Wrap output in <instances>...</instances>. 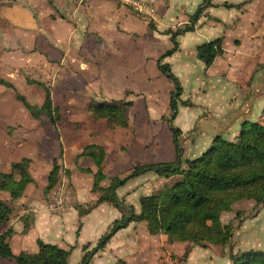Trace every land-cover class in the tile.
I'll return each instance as SVG.
<instances>
[{
    "label": "crops",
    "instance_id": "1",
    "mask_svg": "<svg viewBox=\"0 0 264 264\" xmlns=\"http://www.w3.org/2000/svg\"><path fill=\"white\" fill-rule=\"evenodd\" d=\"M141 1L154 9L153 19H144L115 0H0V78L11 83L16 92L0 86L13 92L15 101L28 115L16 100V93L26 100L25 90L38 88L40 101H26L40 106L45 86L60 115L56 126L48 121L53 134L52 157L49 167L45 168L44 181L39 180L38 174L42 158L36 161L24 155L22 140L15 145L19 144L24 154L0 162V167L5 168L1 173H10L11 165L24 158L31 162L28 171L33 183L23 194L12 199L7 193V196L0 194V200L12 209L9 221L0 224V233L7 229L13 231L10 238L13 255L35 254L37 240L70 253L78 251L81 259L90 252L87 264H162L165 252L169 251L182 257L185 264H231V255L258 250L254 240L238 242L242 232L237 228L233 229L227 247H199L170 242L165 235H150L145 222H129L117 229L101 249L94 250L114 223L124 217L125 209L130 208L125 204L120 207L107 202L96 204V196L90 198V201L95 198L93 203L87 201L93 176L84 170L94 173L95 166L91 159L80 156L86 146L103 147L104 173L121 178L137 163L175 161L177 151L172 128L180 132L182 160L193 156V144H190L193 141L198 154L201 153L215 137L212 133L205 134L204 128L192 140L187 139V133L208 121L214 106L216 124L221 128H235L230 141L249 122L246 120L238 131L233 122L238 123L240 118L251 115V119L254 117L264 125V0H211V5L197 19L192 16L203 0ZM225 4L240 6L227 8ZM222 9L227 13L221 14ZM187 27L191 30L186 31ZM177 31L181 33L176 37V51L161 61L169 66L181 89L176 110L171 111L170 97L175 87L158 70L157 61L173 48L170 35ZM216 38L222 39L223 53L205 67L196 56V48ZM221 89L235 101L233 107L219 108V96L223 93L218 90ZM186 90H191L189 97L185 96ZM58 93L60 100L56 102ZM239 94L242 99L253 97V115L249 110L238 118ZM93 98L95 101L90 103ZM112 102L132 103L127 109L126 128L110 129L104 119H93L90 104ZM81 105L84 106L78 107ZM169 111L171 119L166 123L163 117ZM203 114L207 119H201ZM158 132L162 133L159 138ZM194 134L195 131L191 135ZM54 161L60 166L58 182L62 181L63 186L57 182L45 194ZM146 181L162 185L166 180L146 173L118 187L114 197L126 199V205L138 212L139 205L133 199L140 182ZM87 183L88 186H82ZM57 189L68 192L70 199L63 212L51 213L44 206L48 196ZM32 208L38 212L33 214ZM259 231L251 228L245 236L251 234L258 243ZM0 264L14 263L0 257Z\"/></svg>",
    "mask_w": 264,
    "mask_h": 264
},
{
    "label": "trees",
    "instance_id": "2",
    "mask_svg": "<svg viewBox=\"0 0 264 264\" xmlns=\"http://www.w3.org/2000/svg\"><path fill=\"white\" fill-rule=\"evenodd\" d=\"M211 0H203L192 19L211 5ZM227 8H238L240 5H223ZM191 28L187 27L186 31ZM181 33H171L173 48L168 50L157 61L158 70L170 80L175 90L170 97V110L175 111L181 94L177 79L170 72L167 64H162L164 57L170 56L177 49L176 37ZM222 39L216 38L196 48V56L205 67H209L217 56L222 55ZM28 83H36L29 81ZM0 85L11 88L13 85L0 78ZM41 85V84H38ZM42 86V85H41ZM42 105H30L23 96L16 93L19 101L30 117L40 120L48 119L53 126L60 120L58 109L53 107L49 89L45 86ZM16 92V91H15ZM177 95V96H176ZM131 102L95 103L89 105L94 120L104 119L107 127L126 128L128 126L127 109ZM173 138L179 143V130L172 128ZM177 157L172 162L152 164H135L131 172L124 178L108 177L103 171L105 151L98 145L86 146L80 156L91 159L95 172L84 170L93 176L90 193L97 194L96 204L111 203L115 207L123 205L114 197L115 190L128 180L152 173L158 178L178 179L163 185L150 195L141 196L138 200L139 212L132 207L127 217L116 221L110 231L96 245L95 251L101 249L117 229L129 222H145L150 235H165L170 242L188 243L205 247L207 245L226 247L230 243L233 227L222 225L220 216L229 212L232 206L242 200L254 201L255 205L264 207V125L259 122L244 124L239 135L233 140L216 136L211 145L197 158L182 160L181 149L176 147ZM31 162L22 159L11 165L10 173L0 172V192H5L12 199L23 194L26 187L33 183L28 168ZM60 166L54 161L47 176L44 193H49L58 182ZM109 180V185L102 183ZM12 209L0 200V224L9 221ZM13 231L7 229L0 233V257L9 259L14 264H68L70 251L56 245L45 244L37 240L38 251L35 254L20 253L13 255L10 249V238ZM90 252L86 253L80 264H87ZM231 264H264V252L256 250L244 251L231 255Z\"/></svg>",
    "mask_w": 264,
    "mask_h": 264
},
{
    "label": "rangeland",
    "instance_id": "3",
    "mask_svg": "<svg viewBox=\"0 0 264 264\" xmlns=\"http://www.w3.org/2000/svg\"><path fill=\"white\" fill-rule=\"evenodd\" d=\"M220 1L238 2V1H242V0H220ZM225 12L227 13L226 10L224 11L222 9L221 14H225ZM190 83H192V82H190ZM192 84H194V83H192ZM260 90H261V88H260ZM218 91L223 93L222 95L219 96L218 101L221 103L219 108L224 107V106L233 107V104L235 101L232 102L231 101L232 97L228 98L227 94H224L225 89H223V90L221 89ZM25 92L27 95V97H26L27 101H29V102L40 101L41 92L38 88L29 87V89H26ZM190 93H191V90H186L185 96L189 97ZM58 95H59V93L56 94V99H55L56 102H58L60 100V96H58ZM98 97H99V99H97V100H100V96H98ZM85 99L87 100L89 98H85ZM161 99L162 98H160V100ZM94 101H95V98H93L89 102L91 103ZM238 101H239V104H238L239 110L237 112V114H239L238 118L240 116H243V113L248 112L249 110H251V113L253 115V113H254L253 110L255 108L253 107L254 104H253V97L252 96H245L242 99L241 95H240V98L238 99ZM83 106L84 105H81L78 107L82 108ZM216 109H217L216 106H214L212 109H210L213 112L212 111L210 112V117H209L208 121H206V122L203 121L200 124V126L197 125L194 128V130L188 131L189 133H187V136H189V137H187V139H189L191 137V140H192L193 137H196V135L201 134L203 131V128H204V130H206L205 134L212 133L213 137L220 136L224 139L230 140L229 136L232 133H234L235 128L232 126H226L225 128H221L220 126H218L216 124L217 119L214 116ZM81 111H84V110L82 109ZM163 118L165 119L164 121L166 123L169 122L171 119V111H169L167 113L166 117H163ZM201 119H207L206 114H203V116H201ZM252 119H251V115H249V116H245L244 118H240L238 120L239 121L238 123L233 122V121L232 122L234 124H237L236 126L239 127V128H237L239 131L241 129L242 125L246 122V120L249 121L248 123L256 122V118L253 117ZM214 128H215V130H214ZM194 131H195V134L192 136L191 134L194 133ZM161 135H162V133L158 132V138L161 137ZM52 138H53V134H52L51 129L49 127L48 120L45 117H43L42 119L39 120V122L32 121L30 119L29 115L26 114V112L23 111L21 106L15 101L13 92L9 89H5V88L0 86V162H4V159H6L7 157L12 158L15 156L18 157V155H23L24 153H22L19 149V146H18L19 144L15 145L22 140V142L24 143L23 145L21 144L23 146L22 149L26 153L24 155H27L29 158H33L34 160L36 159V161L40 157L42 158L41 168H39V166H37V168H39V171H38L39 180L44 181L45 168L49 167V161L52 157V154H51V151H52L51 139ZM231 140L233 141V139H231ZM210 143H212V142H210ZM55 144H57V143L55 142ZM190 144H193L191 147V150H192L191 155H193V156L189 157V160L199 157L211 145V144L210 145L208 144L209 146H207L201 153L198 154V148H197V146H195L196 145L195 141H193ZM179 145H180V147H179V149H180L181 148L180 140H179ZM182 150L183 149L181 148V156H182ZM184 160H187V159L184 158L183 161ZM156 163H159V162H156ZM4 169H5L4 167H0L1 172H5ZM50 169H51V166H50ZM126 176L127 175L124 174L121 176V178H124ZM177 179H178L177 176L172 177V178H168V179L164 178V180H166V181H164V183L162 185H158V184L152 185L153 181H150V182L146 181L143 183L140 182V186L136 188L137 194H136L135 198L133 199V202L138 203V199L140 196H142V195L146 196V195H150L151 193L158 192L163 187V185H165V184L169 185V184L173 183L174 181H176ZM161 182H163V181H161ZM61 183H62V181H60V183L58 182L57 185H62ZM103 183H102L103 187H107L109 185L108 179L105 180ZM82 186H88V183H87V185L82 184ZM157 187H159V188H157ZM72 189H73L72 190V204H73L74 203V200H73V197H74L73 193L74 192L73 191H75L73 185H72ZM0 194L7 196L6 193H0ZM97 194L91 193V196L89 197V199L87 201L90 203H93V201H95V198L93 199V201L92 200L90 201V198L94 197V196H96V198H97L100 193L98 195ZM44 196L46 197V195H44ZM118 200L121 201L123 204H125L126 208L130 207L129 204L126 205V199L122 198V199H118ZM70 203H71V200H70ZM129 212H130L129 209H125L124 217H122V218L127 217ZM138 212H135V213H138ZM220 222L222 225H226V223H229L233 227V229H235V228L241 229L240 231L242 233H240V237L237 239L238 242L242 241L245 243V242H250V241L254 240L256 243V246H258L257 249L261 252H264V208L262 206L255 205L254 201H251V200H242L241 203H239L237 205H233L231 211L225 212L224 214L222 213L220 216ZM72 223H73V221H72ZM247 224H250V226ZM71 226L73 228L72 230L74 231L75 225L72 224ZM240 226H242V227H240ZM251 228L257 229V230L261 229V232L260 231L257 232V233H260L259 235L261 237V241H259L258 243L256 242L255 238H252L251 234H248V236H245V233L247 231L251 230ZM238 244H241V243H238ZM165 254H170L173 258H178V259L182 260V257L175 255V254L171 253L170 251L165 252ZM239 254H241V253H236L235 255L238 256ZM161 259H162V257H161ZM80 261H81V258L79 256V252L78 251H71L69 258H68V264H80Z\"/></svg>",
    "mask_w": 264,
    "mask_h": 264
},
{
    "label": "built area",
    "instance_id": "4",
    "mask_svg": "<svg viewBox=\"0 0 264 264\" xmlns=\"http://www.w3.org/2000/svg\"><path fill=\"white\" fill-rule=\"evenodd\" d=\"M118 4L131 8L137 15L143 17L144 19L154 18V9L145 4L141 0H115ZM69 193L63 189H57L48 196V200L45 203V209L51 213L63 212L69 202ZM31 212L36 214L38 212L37 208H32ZM162 264H185L183 260L178 258H173L170 254L164 255L162 259Z\"/></svg>",
    "mask_w": 264,
    "mask_h": 264
},
{
    "label": "water",
    "instance_id": "5",
    "mask_svg": "<svg viewBox=\"0 0 264 264\" xmlns=\"http://www.w3.org/2000/svg\"><path fill=\"white\" fill-rule=\"evenodd\" d=\"M173 114H174V113H173ZM174 143H175V145H176L177 148L180 147L179 143H177L175 139H174ZM180 149H181V148H180Z\"/></svg>",
    "mask_w": 264,
    "mask_h": 264
}]
</instances>
